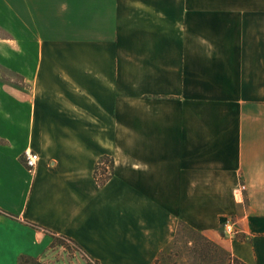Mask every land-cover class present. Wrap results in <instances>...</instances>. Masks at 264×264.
Instances as JSON below:
<instances>
[{"label": "crops", "instance_id": "crops-1", "mask_svg": "<svg viewBox=\"0 0 264 264\" xmlns=\"http://www.w3.org/2000/svg\"><path fill=\"white\" fill-rule=\"evenodd\" d=\"M0 35L49 38L0 81V264H152L179 222L264 264V0H0Z\"/></svg>", "mask_w": 264, "mask_h": 264}, {"label": "rangeland", "instance_id": "rangeland-1", "mask_svg": "<svg viewBox=\"0 0 264 264\" xmlns=\"http://www.w3.org/2000/svg\"><path fill=\"white\" fill-rule=\"evenodd\" d=\"M48 39L34 37L13 38L11 36L0 37V81L5 84L28 89L29 84L26 79L21 74L12 70L15 58L18 56L21 57V71L33 72L36 60L35 48L39 43H43ZM15 45H19L21 51L16 50ZM17 60L16 58V65L18 64ZM108 165L111 166L110 163ZM186 241H188V236H183L179 240L176 250L178 249L182 254L177 258L173 257L179 261V264H227V256L221 251L212 250L209 258L203 260L200 255L193 252L194 246L186 244ZM55 242V245L51 246L52 249L42 259L24 262L23 264H97L83 251L78 250L72 243L64 242L61 245L60 241L56 240ZM216 245L219 246L218 244ZM219 247L223 249L221 246ZM226 252L229 253L228 251Z\"/></svg>", "mask_w": 264, "mask_h": 264}, {"label": "trees", "instance_id": "trees-1", "mask_svg": "<svg viewBox=\"0 0 264 264\" xmlns=\"http://www.w3.org/2000/svg\"><path fill=\"white\" fill-rule=\"evenodd\" d=\"M0 37H3V36L0 35ZM101 162H103L105 164L109 162L110 164H112V159H110L107 156H102L97 163V166H96L95 172H94V177H95V180L99 186L104 184V182L108 179V177L103 176L104 175V169L99 166V164ZM0 213L7 216V214L1 210H0ZM183 236H188V241H186L187 242L186 244L193 245L194 246L193 252L195 254L200 255V257L203 260H207L209 258L212 250H219L227 256V260H226L227 264H244V263L240 262L239 260L231 257L230 253H227L225 250H223L219 246H217L214 242L210 241L203 234L194 230L193 228L189 227L188 225H186L183 222L178 223V226H177V229L175 231L173 238L171 239L170 242H168L161 249V251L158 253L157 257L155 258V260L153 261L152 264H179V261L174 259L173 257L177 258V257H179V255L182 254V252H180L178 249L176 250V248H177V245L179 243V240H181ZM52 237H53L52 246L55 245L56 240L60 241V244L64 243V242H70L78 250L83 251L75 242H73L69 238H66L64 236H58V237L52 236ZM34 260H36V259L20 257L19 258V264H23L24 262H30V261H34Z\"/></svg>", "mask_w": 264, "mask_h": 264}, {"label": "built area", "instance_id": "built-area-1", "mask_svg": "<svg viewBox=\"0 0 264 264\" xmlns=\"http://www.w3.org/2000/svg\"><path fill=\"white\" fill-rule=\"evenodd\" d=\"M23 162L25 164V167L27 168L28 173L33 174L37 168L38 162L40 160V157L37 153L31 151V150H25L22 154ZM109 163H103L101 162L99 164L100 167L104 169V177H109L110 175V166ZM99 175V174H98ZM100 176V175H99ZM240 190H244L245 187L241 185L239 187ZM223 232L227 235H234L235 234V228L233 221L231 219L225 220L223 224Z\"/></svg>", "mask_w": 264, "mask_h": 264}]
</instances>
